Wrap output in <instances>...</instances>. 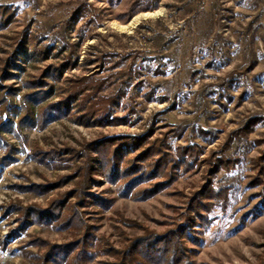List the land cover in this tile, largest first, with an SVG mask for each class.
Segmentation results:
<instances>
[{
  "label": "rangeland",
  "instance_id": "rangeland-1",
  "mask_svg": "<svg viewBox=\"0 0 264 264\" xmlns=\"http://www.w3.org/2000/svg\"><path fill=\"white\" fill-rule=\"evenodd\" d=\"M69 55L75 64L58 79L45 74ZM6 61L0 251L9 264H42L52 246L82 236L56 218L20 221L21 208L45 210L65 194L90 227L86 264H111L108 247L144 233L126 221L158 234L184 225L192 264H264V0H0V76ZM86 76L97 91L83 95L111 100L102 124L72 94ZM72 95L67 112L39 119ZM24 104L33 122L20 124ZM99 142L135 168L124 177L122 160L102 166L86 147ZM83 149L93 171L86 204L75 195ZM163 152L172 174L166 160L156 167Z\"/></svg>",
  "mask_w": 264,
  "mask_h": 264
},
{
  "label": "trees",
  "instance_id": "trees-1",
  "mask_svg": "<svg viewBox=\"0 0 264 264\" xmlns=\"http://www.w3.org/2000/svg\"><path fill=\"white\" fill-rule=\"evenodd\" d=\"M20 49L24 50V54H26V51L23 46H21ZM41 55H43V57H41ZM49 55H50V51H46V52L39 51L38 58L41 57V59H47ZM71 63L73 65L75 64L74 62H72V55H69L66 57L65 62L63 64L58 65L59 67H53V71L52 68H48L45 71V74L49 75L50 73H52L51 76L55 79H58L61 76L64 69L70 68ZM8 70H9V64L8 61H6L5 66L2 69L0 78L9 76ZM87 80H88L87 76L78 80L77 81L78 86H76L77 84L75 85L72 94L74 96H77L78 94L84 96L82 101H83V106L86 110L85 113H91V114L94 113L95 116H99L96 121L102 124V122H104V116L102 117L100 111H103L104 106L107 103L110 104L111 100L106 97L83 95L84 94L83 92L87 90V88H91L92 90L95 89ZM39 94H41V91L28 93L27 95H24V99L26 100L29 99L30 102L32 103L34 102L33 98H36V96H38ZM73 95L71 97L69 96L68 99L64 100L59 104H52L42 109L39 114V119L43 121L45 124L48 121L57 119L59 117L58 113H60V111L63 108L67 112L69 110V104L72 103L70 101L71 98L74 97ZM1 103L4 104V109L7 110L8 104H6V100L3 95L0 96V104ZM87 104H89V106ZM23 111H24V116L21 117L20 124L24 122H33L32 121V117L34 115L33 109L24 104ZM119 122L120 119H114V121H112V123L114 124H117ZM107 144L109 143L99 142L95 145V147H93V145H87L86 147L94 148L96 152L100 151V155L102 159L100 164L102 166H106L107 164H112L113 167H116L115 165L117 164V161L122 160L125 172L126 171L128 172V170H132L135 168L136 164L134 163L132 164L129 162V159H125V157L121 153V150L119 149H115L114 153L111 156H108L109 147ZM154 145L159 147L158 144L152 143L144 150V153L141 154V157L147 158L149 156L148 155L149 153L147 152L148 151L150 152V150H152ZM81 154L82 155L85 154L87 156L88 161L81 169L80 168L78 169L81 181L75 190V195L78 196L77 198L81 200L82 204H86L85 194L87 193L85 191L88 189V183L92 182L93 180L91 178V174L93 171L89 166V162L91 158L86 153V149H83ZM167 156L168 155L165 152L161 153V157L155 161L157 168L159 167L158 163L166 160L168 158ZM165 164L170 165L168 169V174H172L175 164L174 160L167 162ZM127 172L125 173L124 177L126 176ZM56 184L57 183H51L46 187V189L51 190L52 188H55ZM155 190H157L156 187L153 189V191ZM153 194L154 193H151L147 197H150ZM69 198H70L69 195L65 194V196L61 198L52 200L48 208L45 210L34 209L33 211L32 208H21L20 209L21 211H19L21 214L20 221L24 226L25 224H27L28 218H30V216L35 217L34 220L36 223L42 221L38 218H42V216H45V219H48L50 221H53L54 218L58 220H63L62 224L64 226L63 227L64 230L72 229L74 231H82V236H80L77 241L68 242L60 246L57 245L52 246L46 253L44 259H42L41 262L42 264H48V262H51L52 264H86L88 260H91L93 258L89 256L90 253L88 252L86 246L87 240L89 238L88 236L90 235V227L85 223V221L82 218V213L78 209V206L80 205V201H77L75 203H70ZM190 204L195 209H197L200 202L196 199H192ZM189 217L190 216H188L187 218ZM126 223L128 226L131 227L138 226L143 228L144 233L141 236H135L132 238L126 237L125 243L121 247V249L108 247L106 254H109L112 257H114V261L111 264H192L190 261V249L187 246V242L189 240H193L195 242V239H193L191 231H189L184 225L177 224L174 227L164 231L163 233L158 234L152 230H148L144 228L143 226L136 225V223H133L131 221L129 222L126 221Z\"/></svg>",
  "mask_w": 264,
  "mask_h": 264
},
{
  "label": "built area",
  "instance_id": "built-area-1",
  "mask_svg": "<svg viewBox=\"0 0 264 264\" xmlns=\"http://www.w3.org/2000/svg\"><path fill=\"white\" fill-rule=\"evenodd\" d=\"M0 264H9L4 254L0 251Z\"/></svg>",
  "mask_w": 264,
  "mask_h": 264
}]
</instances>
